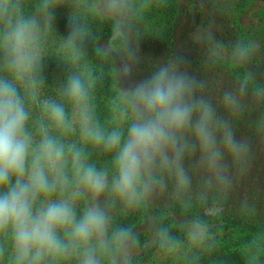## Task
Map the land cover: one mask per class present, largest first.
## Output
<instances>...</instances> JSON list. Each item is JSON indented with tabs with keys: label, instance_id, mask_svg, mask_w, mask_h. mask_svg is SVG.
<instances>
[{
	"label": "clouds",
	"instance_id": "clouds-1",
	"mask_svg": "<svg viewBox=\"0 0 264 264\" xmlns=\"http://www.w3.org/2000/svg\"><path fill=\"white\" fill-rule=\"evenodd\" d=\"M29 3L0 0V264H66L73 258L102 264L127 239L123 232L109 238V210L117 203L139 206L160 183L161 172L174 178L178 192L187 191L186 155L199 151L207 187L230 185L226 156L245 170L251 145L199 94L203 84L183 60L161 64L139 80L124 63V84L108 103L114 123H101L95 104L99 77L87 58L88 29L81 23L94 6L85 0H37L30 12ZM151 4L139 0L138 7ZM65 6L71 10L56 58L66 71L49 95L48 41L56 12ZM131 7L130 0L106 4L113 12ZM250 55L251 45L237 42L234 58L246 62ZM253 76L244 77L239 94L224 93L229 112L241 111ZM253 95L264 100V87L254 88ZM257 126L264 134V117ZM93 152L109 163L98 167ZM207 215H213L210 208ZM181 227L190 247L213 239L199 217ZM158 235L166 253L183 247L167 230ZM241 251L245 264H264V231L253 234Z\"/></svg>",
	"mask_w": 264,
	"mask_h": 264
},
{
	"label": "trees",
	"instance_id": "trees-1",
	"mask_svg": "<svg viewBox=\"0 0 264 264\" xmlns=\"http://www.w3.org/2000/svg\"><path fill=\"white\" fill-rule=\"evenodd\" d=\"M205 1L210 11L224 10L223 0ZM36 2L37 0H30L28 6L30 12L34 10ZM99 2L100 0H85L87 5H93L94 8L86 13L81 23L88 29L84 45L87 58L95 66L99 77L95 92L97 115L101 123L111 126L114 121L108 103L117 94L112 81L115 58L108 52L98 50L96 45L101 40L111 39L119 24L116 18L103 17L97 12L96 5ZM130 3L132 4L129 10L130 22L127 25L130 30L129 33L124 34L123 40L128 52L138 51L135 74L144 78L161 64L183 60L187 72L203 84L199 94L208 99L216 107L217 114L231 124L238 139H245L251 145L243 172L229 157H225L231 183L223 190L215 182L211 187L206 186L205 181L209 174L200 163L198 150L186 155L184 159V167L191 179V186L187 191L178 192L174 178L167 172L159 173L160 183L168 200L164 206L151 209L156 226L159 231L167 230L172 237L184 242L186 240L184 231L174 225L172 214L184 215L190 220L199 217L214 226L212 233L226 234L220 240L212 239L206 246L207 249L193 255L185 264H245L242 246L253 234L264 231V134L257 126V121L264 117V100H257L253 95V89L264 87V83L252 77L247 92L241 96V111L236 114L229 112L224 106L223 95L226 91L238 93L242 80L249 74L247 68L231 58L228 60L219 58V53L202 55L201 45L192 49L188 55L185 54L186 51L183 54L179 53L180 44L176 39L179 18L182 15L179 0H152L148 9L138 7L139 0H130ZM247 3L248 0L232 1L229 6L231 12L228 13L229 16H223L222 13L225 25L219 32L216 43L211 44V46L219 44L220 53L225 51L229 56H234L237 42L250 45L248 32L233 13L242 10ZM70 10V6H65L56 12L55 25L48 41L45 65L49 95L54 94L57 78H62L66 71L56 58V46L66 33V16ZM205 14L202 12L200 16ZM203 17L205 18L200 25L206 28L211 16ZM91 159L98 167L109 163L108 158L100 152H93ZM202 194L206 197L205 203L201 202ZM209 208L213 213L211 217L207 215ZM111 210L113 215L110 219L109 238L114 233L125 234L136 225L143 223L150 209L145 199L134 208L126 209L117 203ZM79 211L80 209L78 215ZM136 242L138 245H143V235H138ZM156 250H162L159 246V236L151 248L129 259V264H144ZM117 252L118 250L114 251L109 258H103L102 264H113ZM66 264H78V261L73 258Z\"/></svg>",
	"mask_w": 264,
	"mask_h": 264
},
{
	"label": "rangeland",
	"instance_id": "rangeland-1",
	"mask_svg": "<svg viewBox=\"0 0 264 264\" xmlns=\"http://www.w3.org/2000/svg\"><path fill=\"white\" fill-rule=\"evenodd\" d=\"M232 1L237 0H223V11H210L208 4L205 0H179L182 15L179 18V24L177 26L176 39L179 42V53L186 55L192 49L201 45V54L212 55L219 53L218 57L223 60L231 58L234 62L243 64L249 73H254V78L259 79L264 83V0H248L247 5L238 11H233L237 16L238 21L242 27L250 36L251 55L246 62H238L234 56H229L225 51L219 52V44L211 46L216 43L218 34L225 23L222 19L223 16H229L231 13L229 6ZM107 0H100L96 5L97 12L103 16H112L118 21V28L111 39L101 40L97 43L96 47L100 51L108 52L115 58V68L112 75L113 88L118 93L124 84L123 67L124 63H127L131 70L132 78L139 80V76L135 74V61L138 59V51L130 53L127 51L124 45L123 36L125 33H129L127 25L130 22V12H113L106 8ZM206 13L205 15L211 16L209 25H200L201 21L205 18L200 16V13ZM130 35V34H129ZM177 42V43H178ZM216 47V49H214ZM131 57V58H130ZM168 197L164 192V188L161 183H158L154 190L146 198L148 209V215L145 221L141 224L136 225L127 233L125 236L127 239L124 242L121 250H118L115 261L113 264H129V259L138 256L147 248H151L159 236L160 231L158 230L154 214L151 211L153 207L164 206L167 203ZM110 216L112 217L113 211L110 209ZM174 225L178 228H182L181 225L190 221L186 216L179 214H172ZM210 226V235L220 240L225 232L212 233L214 226ZM143 235L144 244L138 245L136 237ZM212 241V240H211ZM207 242L205 245L200 247H190L187 239L183 242V247L175 253H166L163 250L154 251L151 258L144 264H185L193 255L200 253L202 250L207 249L206 246L211 243Z\"/></svg>",
	"mask_w": 264,
	"mask_h": 264
}]
</instances>
